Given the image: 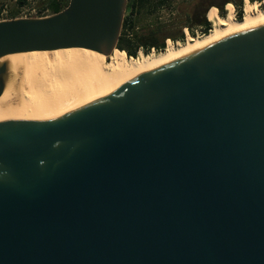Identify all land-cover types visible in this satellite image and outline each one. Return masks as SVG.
<instances>
[{"label": "water", "instance_id": "95a60500", "mask_svg": "<svg viewBox=\"0 0 264 264\" xmlns=\"http://www.w3.org/2000/svg\"><path fill=\"white\" fill-rule=\"evenodd\" d=\"M127 0L0 20V264H264V17L38 117L7 55L117 48Z\"/></svg>", "mask_w": 264, "mask_h": 264}, {"label": "bare ground", "instance_id": "6f19581e", "mask_svg": "<svg viewBox=\"0 0 264 264\" xmlns=\"http://www.w3.org/2000/svg\"><path fill=\"white\" fill-rule=\"evenodd\" d=\"M227 4L226 14L223 15L217 13L216 7L208 10L207 18L212 28L204 35L178 46L170 44L163 51H150L149 55L140 51L136 57H128L124 52L115 51L117 48L104 55L76 46L9 54L6 57L9 64L8 84L3 93L29 105L38 117L65 113L123 83L156 61L264 17V5L259 8L257 2L251 5L248 0L245 1L241 19L233 17L232 5Z\"/></svg>", "mask_w": 264, "mask_h": 264}, {"label": "flooded vegetation", "instance_id": "af4514ba", "mask_svg": "<svg viewBox=\"0 0 264 264\" xmlns=\"http://www.w3.org/2000/svg\"><path fill=\"white\" fill-rule=\"evenodd\" d=\"M208 9L209 7L205 9L203 2L199 6V0H127L125 14L132 30L130 40L157 29L170 37H179L184 26H208ZM200 11L202 12L198 16ZM198 17L202 19V24L197 23Z\"/></svg>", "mask_w": 264, "mask_h": 264}, {"label": "trees", "instance_id": "16d2710c", "mask_svg": "<svg viewBox=\"0 0 264 264\" xmlns=\"http://www.w3.org/2000/svg\"><path fill=\"white\" fill-rule=\"evenodd\" d=\"M242 0H199V6L202 5V2L204 3L205 9L209 7L212 8L217 7L219 9L220 15H223V6L226 3H233L235 6H238L241 3ZM259 1V0H258ZM250 3L254 4L256 2L255 0H250ZM17 6H23L24 4L27 3V0H16ZM68 3V0H40V13L47 11L46 14L50 13H55L63 9ZM201 8V7H200ZM208 9V10H209ZM2 10V5H0V14ZM202 11L198 13V16L201 14ZM16 10H13L10 12V17H15L16 16ZM46 14H41V15H46ZM39 15V16H41ZM126 14L123 20L122 28L125 27L126 25ZM236 19H241L240 13L238 14ZM197 23L202 24L203 21L200 17H198ZM207 33V32H206ZM147 35H139L138 37L136 36L135 39L130 40L126 39L122 36L119 37L118 43L116 45L117 49L115 51H120L124 52L128 57H134L135 55L137 56L139 52L137 53L139 45L146 46L144 47V52H147V50L150 47H155L156 49H160L163 47L164 41L163 39L166 37L167 34H163L160 32L159 29L156 31H149L146 33ZM163 51V50H162ZM160 51V52H162ZM137 53V54H136ZM135 56V57H136Z\"/></svg>", "mask_w": 264, "mask_h": 264}, {"label": "built area", "instance_id": "2783aa9c", "mask_svg": "<svg viewBox=\"0 0 264 264\" xmlns=\"http://www.w3.org/2000/svg\"><path fill=\"white\" fill-rule=\"evenodd\" d=\"M246 0H242L241 3L238 6H235V4L230 3L232 5V12H233V17L237 18L238 14L240 13L241 17L243 16V12H244V4H245ZM250 1V0H248ZM256 1V0H255ZM257 5L259 8H262L263 4V0H259L256 1ZM226 4H224L223 6V14H226ZM217 13H219V9L217 8ZM125 17V16H124ZM206 22L208 23V26H196V27H192L189 28L187 26H184L182 28L181 34L179 37L176 38H172V37H166L164 38V44L163 47L160 49H156L155 47H150L147 51H153V50H162L167 48L170 44L174 45V46H178L180 44H183L185 42H187L190 39H194L197 37H200L202 35H204L206 32L210 31V29L212 28V24L209 21V19L207 18V13H206ZM120 36L126 38V39H131L132 37V30L129 28L128 26V21L126 19V25L125 27L122 29L121 28V32H120ZM139 51H143L144 52V48L143 47H139L138 48V52Z\"/></svg>", "mask_w": 264, "mask_h": 264}, {"label": "rangeland", "instance_id": "374dc122", "mask_svg": "<svg viewBox=\"0 0 264 264\" xmlns=\"http://www.w3.org/2000/svg\"><path fill=\"white\" fill-rule=\"evenodd\" d=\"M256 1H258V0H256ZM0 5H2V10H1V14H0V20L1 19H9V18H11L10 17V12L13 11V10H16V12H17L15 17L39 16L41 14H46L47 13V11H44V12L40 13V10H39L40 0H27V3L24 4L23 6H17L16 0H0ZM226 5L228 6L227 3H226ZM251 5H252V3H251ZM262 7H263V5H262ZM212 8L215 9L214 6ZM211 9H209V11ZM209 11L207 13H209ZM166 37H170V36L166 35ZM172 38H176V37H172ZM137 53H138V50H137ZM150 53H152V52H150V51L143 52L144 55H147V54L149 55ZM153 53L156 54L155 51ZM16 84H17L16 88L18 90L19 89V82L17 81Z\"/></svg>", "mask_w": 264, "mask_h": 264}]
</instances>
